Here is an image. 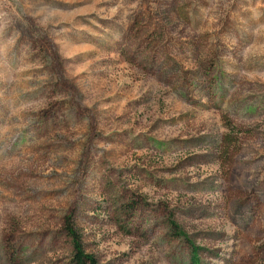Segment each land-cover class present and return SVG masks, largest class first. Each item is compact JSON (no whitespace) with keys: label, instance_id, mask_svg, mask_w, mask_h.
Masks as SVG:
<instances>
[{"label":"rangeland","instance_id":"1","mask_svg":"<svg viewBox=\"0 0 264 264\" xmlns=\"http://www.w3.org/2000/svg\"><path fill=\"white\" fill-rule=\"evenodd\" d=\"M67 215L99 264H264V0H0V264H74Z\"/></svg>","mask_w":264,"mask_h":264},{"label":"trees","instance_id":"2","mask_svg":"<svg viewBox=\"0 0 264 264\" xmlns=\"http://www.w3.org/2000/svg\"><path fill=\"white\" fill-rule=\"evenodd\" d=\"M173 230H175V233L178 234L179 236H186V234L182 230H178L179 225L175 223L173 220H171ZM64 228L67 234L70 236L72 245H73V256H72V261L74 264H99V261L97 257L90 253L87 252L84 246V241H83V235L76 226L73 216L67 215L65 218L64 222ZM189 240V239H188ZM190 244L192 245V256H191V262L192 264H202L201 258L199 256V246L193 244L189 240Z\"/></svg>","mask_w":264,"mask_h":264}]
</instances>
